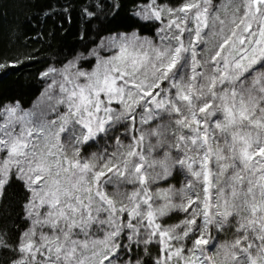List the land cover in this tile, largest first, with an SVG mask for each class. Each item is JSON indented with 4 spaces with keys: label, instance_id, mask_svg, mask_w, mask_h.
I'll return each mask as SVG.
<instances>
[{
    "label": "snow or ice",
    "instance_id": "snow-or-ice-1",
    "mask_svg": "<svg viewBox=\"0 0 264 264\" xmlns=\"http://www.w3.org/2000/svg\"><path fill=\"white\" fill-rule=\"evenodd\" d=\"M121 7L0 102L4 264H264V0Z\"/></svg>",
    "mask_w": 264,
    "mask_h": 264
},
{
    "label": "trees",
    "instance_id": "trees-1",
    "mask_svg": "<svg viewBox=\"0 0 264 264\" xmlns=\"http://www.w3.org/2000/svg\"><path fill=\"white\" fill-rule=\"evenodd\" d=\"M96 0H0V63L23 61L21 70H0V102L20 100L25 106L40 90L37 73L45 64L80 50L81 35L94 32L81 9ZM122 7L110 28L131 25L132 0ZM67 11H65V7ZM8 253H0L4 264Z\"/></svg>",
    "mask_w": 264,
    "mask_h": 264
},
{
    "label": "rangeland",
    "instance_id": "rangeland-1",
    "mask_svg": "<svg viewBox=\"0 0 264 264\" xmlns=\"http://www.w3.org/2000/svg\"><path fill=\"white\" fill-rule=\"evenodd\" d=\"M49 63H51V62H49ZM49 63L45 64L40 70H38L37 73L39 74L44 68H46V67L48 66ZM39 87H41V84H39ZM38 94H39V90L36 92L35 97H36ZM35 97L32 98V99L30 100V103L35 99ZM30 103H29V104H30ZM29 104H28V105H29ZM0 264H1V263H0ZM2 264H3V263H2Z\"/></svg>",
    "mask_w": 264,
    "mask_h": 264
}]
</instances>
